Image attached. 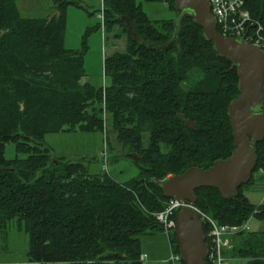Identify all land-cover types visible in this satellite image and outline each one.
<instances>
[{
  "label": "trees",
  "instance_id": "trees-1",
  "mask_svg": "<svg viewBox=\"0 0 264 264\" xmlns=\"http://www.w3.org/2000/svg\"><path fill=\"white\" fill-rule=\"evenodd\" d=\"M103 1L104 31L117 26L128 36L127 51L105 61V89L86 80L89 38L102 22L79 48L67 47L68 9L83 8L78 0H53L60 16L50 22L24 19L15 0H0V232L14 221L25 231L30 263L142 264L140 239L162 231L155 214L170 200L159 184L192 167L208 170L235 150L228 109L240 93L233 63L191 18L182 19L177 41L159 49L173 39L177 18L152 21L136 0ZM145 1L177 11L175 0ZM244 2L264 26V0ZM126 19L144 43L128 34ZM104 101L118 143L141 158L133 161L139 177L127 184L91 175L80 163L56 166L44 147L48 134L103 132ZM8 143L15 159L5 157ZM256 150L254 172L264 169V139ZM254 181L253 173L229 200L213 188L196 190L195 206L222 226L262 219L264 205L244 194ZM244 234L228 256L264 264V232ZM171 241L179 250L175 235Z\"/></svg>",
  "mask_w": 264,
  "mask_h": 264
},
{
  "label": "rangeland",
  "instance_id": "rangeland-1",
  "mask_svg": "<svg viewBox=\"0 0 264 264\" xmlns=\"http://www.w3.org/2000/svg\"><path fill=\"white\" fill-rule=\"evenodd\" d=\"M79 1H81L84 9H69V21L67 18V47L73 49L78 48L84 39H87V33H85L87 28L86 32L101 23L99 15L100 11L104 9L102 8L104 6L102 0ZM136 2L152 21L175 20L178 16L177 11H170L166 4L148 3L145 0H136ZM15 3L20 16L24 19L48 18L49 20L53 15L51 14L53 0H15ZM122 34L117 26L111 31H105V41L101 46V30L94 32L89 38L90 52L86 57V72L87 79L91 84L98 87L104 85L103 53L107 57L113 56L116 52L113 50L112 43L118 41L115 36ZM125 49L123 48L118 52L125 53L127 51ZM200 79H202L201 75ZM192 82L195 80L192 79L190 84ZM102 109L103 132L48 134L43 140L44 147L50 150L56 166L61 161L80 163L87 168L91 175L103 176L108 174L118 183L127 184L139 177L140 169L127 157L129 155L128 150L118 143L104 105H102ZM105 151L108 156L107 172L103 171V153ZM5 157L7 159L17 157L15 144H6ZM254 180L253 185L244 190V194L253 205L261 206L264 205V169L254 172ZM247 225V229L243 232L244 235L264 232V218L251 217ZM234 238L231 239L232 242ZM140 244L142 254L147 255V261L142 262V264H169V241L163 231L142 236ZM29 248V236L24 230L18 229L15 221L10 224L6 234L0 232V264H35L29 262ZM228 264H246V260L230 258Z\"/></svg>",
  "mask_w": 264,
  "mask_h": 264
},
{
  "label": "water",
  "instance_id": "water-1",
  "mask_svg": "<svg viewBox=\"0 0 264 264\" xmlns=\"http://www.w3.org/2000/svg\"><path fill=\"white\" fill-rule=\"evenodd\" d=\"M178 11L176 32L173 39L159 49H166L174 41L184 18L203 30L204 39L213 43L215 52L233 63L237 69L239 97L228 109V118L233 135L234 152L226 160H218L208 170L192 167L182 175L172 176L159 184L167 199H177L196 204L195 191L213 188L225 199L236 198L239 189L250 182L257 167L256 144L264 139V50L243 39L223 36L212 14L208 0H175ZM57 11L48 22L59 17ZM128 34L139 44L144 43L126 19ZM140 163L135 154L127 156ZM175 239L184 264H208L209 246L207 233L199 215L182 208L175 215ZM118 256V255H116Z\"/></svg>",
  "mask_w": 264,
  "mask_h": 264
},
{
  "label": "built area",
  "instance_id": "built-area-1",
  "mask_svg": "<svg viewBox=\"0 0 264 264\" xmlns=\"http://www.w3.org/2000/svg\"><path fill=\"white\" fill-rule=\"evenodd\" d=\"M211 5L212 14L216 19L219 32L233 39H243L249 44L259 46L264 50V26L255 21L250 12L245 8L244 0H208ZM104 31V9L99 15ZM105 89V85L103 86ZM105 106V101L103 103ZM108 156L103 153V171L107 172ZM182 208H188L195 211L204 225L209 228L207 234V244L209 253L207 257L208 264H228L231 258L227 252L233 248L231 239L236 238L243 233L248 225L242 226H222L219 225L211 216L199 210L194 204L177 199H170L163 211L156 213V221L162 227L163 233L167 235L170 248L169 264H184L179 250L172 243V237L175 235V215ZM233 259V258H231ZM141 262L147 261V255L140 256Z\"/></svg>",
  "mask_w": 264,
  "mask_h": 264
},
{
  "label": "crops",
  "instance_id": "crops-1",
  "mask_svg": "<svg viewBox=\"0 0 264 264\" xmlns=\"http://www.w3.org/2000/svg\"><path fill=\"white\" fill-rule=\"evenodd\" d=\"M79 1V0H78ZM80 2V4H81V6H82V3H81V1H79ZM102 2H103V4H104V1L102 0ZM71 8H73V9H84V7L83 8H77V7H73V6H71L69 9H71ZM102 8H104V6H102ZM57 9H59V8H57ZM69 9H68V11H69ZM58 12H59V10H57ZM57 11H55L54 10V5H53V8H52V12H51V14H55ZM60 13V12H59ZM100 13H101V11H100ZM68 21H69V12H68ZM100 26H101V23H100ZM88 29V28H87ZM86 29V30H87ZM86 30H85V33H86ZM101 35H100V46H101V44L102 43H104V41H105V31H103L102 30V27H101ZM100 30H96V31H99L100 32ZM96 31H94V32H96ZM120 31L123 33V31H122V29L120 28ZM93 32V33H94ZM123 35H126V34H122V35H120V36H115V37H117L118 39H116V40H118V41H116V42H114V43H112V45H113V50H115L114 52H116V53H119L118 51H120V50H122L123 48H128V36L126 35L125 37L123 36ZM66 42H67V37H66ZM118 43V44H117ZM81 45V44H80ZM103 46V45H102ZM80 47V46H79ZM78 47V48H79ZM69 48V47H68ZM70 49H73V48H70ZM75 49H77V48H75ZM125 49V50H126ZM90 52V51H89ZM89 54V53H88ZM115 54V53H114ZM88 56V55H87ZM86 56V57H87ZM112 56V55H111ZM110 55L107 57L104 53H103V56H102V58H103V63H104V72H105V61H106V59H108V58H110L111 57ZM86 80L88 81V79L86 78ZM104 85H106V77L104 76ZM89 82V81H88ZM103 85V86H104ZM102 86V87H103ZM141 255H144V254H141Z\"/></svg>",
  "mask_w": 264,
  "mask_h": 264
}]
</instances>
